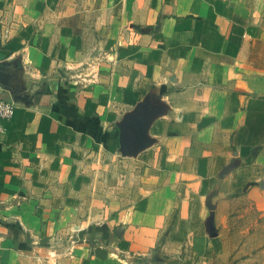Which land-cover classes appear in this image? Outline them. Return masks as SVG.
Listing matches in <instances>:
<instances>
[{
    "label": "rangeland",
    "instance_id": "rangeland-1",
    "mask_svg": "<svg viewBox=\"0 0 264 264\" xmlns=\"http://www.w3.org/2000/svg\"><path fill=\"white\" fill-rule=\"evenodd\" d=\"M139 1L153 4L156 24L170 16L177 0ZM137 2L117 0L124 24ZM219 2L247 17L238 58L262 65L264 40L257 34L264 30V0ZM67 8L74 28L89 29L83 38L91 46L79 59L68 55L76 60L68 74L72 82L100 80L105 87L116 37L107 44L93 29L99 13L113 17V0H68ZM150 30L130 25L128 32ZM72 38L79 43L81 35ZM117 47L132 50L121 40ZM150 97L116 105L127 113L118 116L114 147L71 149L46 166L44 192L57 208V230L51 239L26 240L19 264H264V108L260 116L240 117V130L219 123L216 130L199 131L195 108L185 109L188 101L181 99L183 107L169 114L160 113L166 101ZM171 123L191 129L181 135Z\"/></svg>",
    "mask_w": 264,
    "mask_h": 264
},
{
    "label": "crops",
    "instance_id": "crops-1",
    "mask_svg": "<svg viewBox=\"0 0 264 264\" xmlns=\"http://www.w3.org/2000/svg\"><path fill=\"white\" fill-rule=\"evenodd\" d=\"M177 1L170 16L156 24L149 1L131 3L126 24L117 0L113 17L99 13L98 29H93L97 36L107 37V44L116 37L103 87L100 80L72 82L68 74L76 62L68 55L74 60L91 51L83 38L89 29L74 28L68 0H0V100L15 106L0 132V264H19L26 240L51 239L57 208L44 192L46 166L71 149L117 145L118 116L127 110L116 105L124 99L141 100L148 94L166 101L167 110L160 113L169 114L183 107L180 100L185 99V109L197 112L199 131L216 130L219 123L237 131L240 117L262 114L264 63L238 58L247 17H237L219 0ZM129 24L151 30L132 37ZM74 35H81L79 43L72 42ZM257 38L264 40L263 29ZM120 40L132 50L118 49ZM126 52L130 59L124 60ZM133 108L134 103L129 105ZM170 125L181 135L191 129L188 123Z\"/></svg>",
    "mask_w": 264,
    "mask_h": 264
},
{
    "label": "built area",
    "instance_id": "built-area-1",
    "mask_svg": "<svg viewBox=\"0 0 264 264\" xmlns=\"http://www.w3.org/2000/svg\"><path fill=\"white\" fill-rule=\"evenodd\" d=\"M15 112V106L8 101L0 100V132L2 131L1 122L11 119Z\"/></svg>",
    "mask_w": 264,
    "mask_h": 264
}]
</instances>
